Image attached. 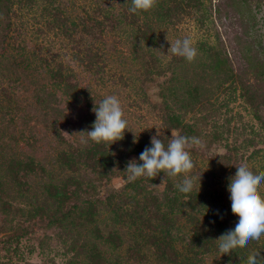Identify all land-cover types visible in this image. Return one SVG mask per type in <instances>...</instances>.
I'll list each match as a JSON object with an SVG mask.
<instances>
[{"label": "trees", "instance_id": "16d2710c", "mask_svg": "<svg viewBox=\"0 0 264 264\" xmlns=\"http://www.w3.org/2000/svg\"><path fill=\"white\" fill-rule=\"evenodd\" d=\"M36 1L0 0V69L4 57V60H16L10 47L22 49V43L14 35L18 33L21 36L19 20L23 10L32 8ZM263 1L215 0L213 3L209 0L206 3V0H157L150 11L133 14L129 12L131 0H127L118 14L106 9L102 11V17L88 11L75 17L69 10L67 13L58 0H44L41 14L44 26L39 30L52 31L66 40L73 59L94 76H101L106 67V54L101 44L105 45L107 32L121 30L124 24L130 25L134 35L141 37L132 38L134 59L140 60L146 78L156 82L157 76L165 71L159 58L142 53L140 43L154 40L155 30L147 20L140 23L141 18L147 19L152 11L160 19H172L187 7L197 11L208 7L210 13L205 10L202 18L209 17L214 10L217 18H228L231 24H238L233 38L237 58L234 62L224 42L217 38L220 47L202 43L207 60L201 68L210 80H217L216 89L220 90L228 83L238 90L253 116L264 124V44L253 34L256 23L253 5L260 6ZM57 55L40 57L44 63L41 64V72L49 77L52 89H47L43 96L37 98L44 102L54 117L56 141L68 145L57 152L56 166L49 169L33 155L22 156L15 153L16 150H7L9 145L3 143L0 136V210L6 222L14 221L15 216L11 214L21 213L23 216L11 226V230L0 236V243L18 241L30 231L54 226L59 228L61 236H68L64 242L68 251L66 264H127L130 261L140 264H205L211 252L216 254L220 264H246L249 253L254 250L259 249L260 255L264 256V236L259 241H250L245 248L220 254L218 238L234 229L236 222L225 209L209 207L202 190L210 183L208 173H197L198 181L195 180L190 194L181 193L176 187L183 179L169 177L162 172L154 179L141 177L134 182L127 181V164L133 160L142 163L139 156L145 147H151L152 135H136L120 155L114 152L113 144H96L91 139L85 144L68 141L65 136L70 130L60 122L64 110L57 99V90L66 101H85L88 106L94 97L89 85L81 81L69 64L57 61ZM185 61V58L172 54L169 63L173 68ZM2 88L0 126L7 113L1 97V93L6 94L7 91L4 86ZM205 89L200 83L187 88L181 99L184 106L178 105V109L166 98L154 104L165 129L158 138L167 146L171 136L177 133L197 137L204 147L194 146L191 152L209 157L223 172L228 168L236 170L243 159L239 146L226 143L225 151H217L224 136L216 126L228 125L229 119L224 124L214 120L215 128L207 131L199 124L202 116L187 118L190 110L194 111L199 103H203ZM247 140L250 142L251 139L245 138L244 141ZM259 151L254 150L256 153ZM132 155L134 159L130 158ZM115 175L123 180L120 187L110 184ZM161 180L164 184L159 188ZM103 214L107 220L101 222L99 218ZM181 218L191 226L190 232L182 229ZM124 227L131 235V242L123 256L115 251L123 245ZM0 264L18 263L0 259Z\"/></svg>", "mask_w": 264, "mask_h": 264}, {"label": "rangeland", "instance_id": "374dc122", "mask_svg": "<svg viewBox=\"0 0 264 264\" xmlns=\"http://www.w3.org/2000/svg\"><path fill=\"white\" fill-rule=\"evenodd\" d=\"M126 1L58 0L64 6V10L67 13L69 10L75 17L77 14L78 16L85 15L86 11L102 17V11L106 9L118 14ZM206 3H209V0H206ZM43 5L44 0H37L32 8H24L21 20L17 19L20 22L18 23L22 34L21 36H18V33L14 35L23 47L22 49L9 48L15 54L16 60H4L5 57L2 59L0 88L4 86V90L7 91L5 95L1 93L7 113L4 114L5 117L0 126L4 128L0 130V136L3 143L9 145L7 150H16L15 153L22 156L33 155L51 169L56 166L57 152L67 147L68 144L56 141L54 117L44 102L37 98L43 96L47 89H52L49 77L45 72H41V64L44 63L41 62L40 57L58 54L56 60H62L66 65L69 64L78 73L81 81L89 85L94 97L91 106H88L85 101H66L61 91L57 90V99L64 110V117L60 116V122L65 129L70 130L65 136L68 141L79 144H85L82 142L84 140L88 142L90 138L87 131L92 130L96 119L93 111L96 108L95 105L98 106L105 97L115 95L120 101L124 113L123 118L127 120L128 128L124 133V138L113 143L114 152L120 155L140 133L152 136L157 132L159 135L165 133L154 104L166 98L178 109V105L184 106L181 102L183 92L200 83L207 88L204 90L203 103H199L194 111L190 110L187 118L202 116V119L200 118L202 122L199 124L207 131L215 128L214 120H217L219 124H224L229 119L228 125L226 123L224 126H216L224 136L218 144L217 151H225L224 144L226 143L236 144L243 155L240 165L246 164L254 172L264 171V124L253 116L249 105L238 90H234V87L228 83L220 87V90L216 89L217 80H210L201 68L203 62L207 60L202 43L206 42L220 47L217 38L224 42L227 52L235 62L237 57L233 38L238 24H231L228 18H217L214 10L209 17L202 18L205 10L210 13L208 7L203 8L202 11L187 7L172 19H160L152 11L147 19L142 17L140 23L147 20L155 30L154 40H144L140 43L142 53L159 58L165 71L163 75L157 76L156 82H153L143 74L140 60L134 59L132 38L141 37L134 35L130 25L122 24L121 30L107 32L105 45L101 44L106 54L105 72L101 76H94L73 59L66 40L52 31L40 32V26H44V21L41 20ZM253 7L256 13L253 34L264 44V1L260 6L254 4ZM184 38L191 39L193 46L197 49V56L192 62L186 60L172 68L169 63L172 56L171 44H174L177 39ZM37 68L40 71L36 70ZM171 77L173 79L169 81ZM171 91L176 95L174 96ZM245 138L251 139L250 142L244 141ZM255 149L260 151L256 153ZM190 155L195 165L190 173L193 183L196 184L195 182L198 181L197 173L200 171L210 176V183L207 186L200 184L209 201V207L215 210L225 209L231 219L237 223L239 217L231 211L230 192L228 191L230 178L234 177L236 170L228 168L223 172L218 165L209 160V157L191 151ZM130 158L135 157L132 155ZM211 171L213 175L209 174ZM178 176L184 179L182 174ZM122 183L123 180L119 175L113 176L110 182L115 187H120ZM163 184L164 181L161 180L159 188H162ZM259 191L261 195H264V182L259 186ZM11 215L15 216L14 221L6 222L4 213L0 210V236L23 219L21 213ZM105 219L107 220V216L103 214L99 221L104 222ZM179 222L182 229L190 232L191 226L185 222L184 218H181ZM123 229L125 231H123V245L115 252L124 256L126 247L131 242V235L125 227ZM201 230L206 231V228L202 226ZM65 238L68 236H61L59 228L54 226L30 231L18 241L0 243V259L18 264H66L68 251L64 243ZM127 264H140V262L130 261ZM205 264L220 263L217 262L216 254L211 252Z\"/></svg>", "mask_w": 264, "mask_h": 264}, {"label": "clouds", "instance_id": "9594fccd", "mask_svg": "<svg viewBox=\"0 0 264 264\" xmlns=\"http://www.w3.org/2000/svg\"><path fill=\"white\" fill-rule=\"evenodd\" d=\"M132 7L129 12L135 14L153 9L157 0H131ZM174 56H180L192 62L197 56V49L191 39H177L170 47ZM96 119L92 130L87 131L88 137L100 144L109 145L124 138L127 128V120L119 99L115 95L105 97L94 110ZM67 134V133H66ZM159 134L151 137V147H145L139 156L137 163L130 161L126 166L129 173L127 181L145 177L156 178L161 172L169 177L183 175L184 179L176 187L181 193L190 194L194 183L190 173L195 167L190 155V149L194 146L203 148V142L197 137H187L180 134L172 135L167 146ZM87 143L86 140L82 141ZM200 177V176H199ZM264 182V171L254 172L246 164L236 167L234 177L230 178L228 191L230 192L231 211L239 217L234 229L222 234L218 240L220 254H230L236 248H245L250 241H259L264 236V195H261L259 186ZM246 264H264V256L260 251L249 253Z\"/></svg>", "mask_w": 264, "mask_h": 264}]
</instances>
